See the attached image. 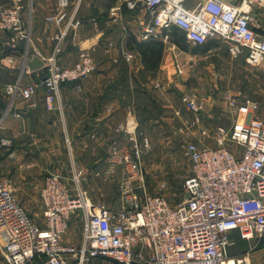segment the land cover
Returning <instances> with one entry per match:
<instances>
[{
    "label": "built area",
    "instance_id": "2783aa9c",
    "mask_svg": "<svg viewBox=\"0 0 264 264\" xmlns=\"http://www.w3.org/2000/svg\"><path fill=\"white\" fill-rule=\"evenodd\" d=\"M124 2L128 10L140 5L149 16L143 41L168 40L167 31L175 28L194 46L209 41L227 43L231 58L242 57L248 65L264 70V20L260 17L264 0ZM68 6L69 0H58L56 14L46 18L62 29L53 38L54 54L43 61L38 82L22 86L18 79L4 86L10 107L17 98L22 102L15 117L38 107L35 97L40 90L44 110L60 112L61 86L84 81L96 71L95 62L84 51L71 67H62L57 61L69 28L80 25L75 13L67 14ZM21 11V0L0 6V32L11 35L9 47L15 46L14 41L29 39ZM123 57L130 60L132 55L126 52ZM23 72L30 73L27 69ZM224 102L232 115L228 126L211 123L212 116L207 115L196 94L181 97L193 119L179 132L196 131L197 135L183 147L190 171L182 183L184 197L175 205L161 196L146 194L136 127L126 130L134 143V156L124 155L119 161L123 165L121 201L114 210L85 199L75 177L69 184L62 175L50 173L39 194V224L28 217L12 190L0 183V238H4L0 239V253L4 264H30L36 259L42 264H84L95 257L113 264H244L242 258H227L225 251L233 230L243 240L262 242L264 248V82L258 102L238 90L225 95ZM116 130L123 132L124 127ZM206 138L214 147L203 141ZM9 145L7 138L0 137V148ZM115 164L110 161L108 170ZM76 211L84 223L79 248L62 243Z\"/></svg>",
    "mask_w": 264,
    "mask_h": 264
},
{
    "label": "rangeland",
    "instance_id": "374dc122",
    "mask_svg": "<svg viewBox=\"0 0 264 264\" xmlns=\"http://www.w3.org/2000/svg\"><path fill=\"white\" fill-rule=\"evenodd\" d=\"M0 6L8 7L7 5ZM143 13L148 20L149 16L147 13L145 11ZM260 15L264 20V12L260 13ZM125 16L129 17L128 15ZM173 30L167 31L168 40L155 39L158 43L150 47L133 46L130 41L125 45V48H122L119 45L121 41L117 38L116 42L118 44L115 47L118 50V54L116 59L104 61L110 68L98 70L99 66L95 63L96 71L89 78L81 81L84 83L83 86L80 84L82 91L79 88V91L75 90V94L69 93L65 102L60 95L61 111L65 115L68 113L71 121L73 120L72 117L80 118L82 116L90 118L91 115L95 114L105 115L107 107H111V110L109 109L110 115H120V117H116V119L118 118L117 122L123 123L122 115H131L128 118L129 120L118 125L124 127L123 132H112L107 137H103L104 141L102 142L109 145V151L104 153L105 158L118 163L116 165L119 167L120 171L118 170L117 172L120 177L121 168L123 167L119 163L121 157L128 155L129 158H132L134 156L132 150L134 143L129 140L126 130L136 127L135 140L140 145L141 150L140 162L145 179V192L148 195L165 198L170 205H175L183 199L182 183L190 171V163L184 156L183 147L192 140V136L190 133L179 132V129H183L181 127H183L184 123L191 121L193 115H172V102L173 105H177L178 93L196 94L199 100L202 99L205 102H207L208 98L220 102L221 100L224 101L225 95L234 94L238 90L244 97L258 102L264 82V70L260 67L248 65L242 57L231 58L227 53V43L209 41V49L206 52H202L200 49L197 50L196 46L187 43L186 40H182L180 35H176L173 38L171 36ZM174 39L178 40L179 44H176ZM10 40L9 38L8 41L5 40L4 42L11 43ZM14 43L16 44L15 41ZM134 43H151V41L141 40L134 41ZM160 44L162 53L158 56L156 52H158ZM129 45L132 48H129ZM151 47L156 51L152 55L147 53ZM126 52L132 55L130 60L124 59L123 53ZM144 52L146 55H143ZM188 65H193V67L189 68ZM178 87H180L181 91ZM183 94L182 96L185 95ZM4 96L5 107L0 110V115H2V118L0 117V131L4 122L2 119L6 115H14L15 117L17 113V111H13L14 105L10 107L8 96L5 94ZM18 103L19 101L16 100L15 105ZM19 107L17 108L18 111L20 110ZM39 108L40 106L38 105L35 110L19 115H34L33 112ZM48 112L56 115L42 116L43 121L44 118L49 116L56 122L57 127H62V123L57 116L60 112L57 110ZM38 115L41 114L39 113ZM230 116L232 115H228L226 108H222L220 115H214V119L226 124V120L230 121L232 119ZM19 117H15V119ZM214 119L211 123H213ZM47 140L46 150L54 149L56 152L43 153L40 148L39 151L29 154V156L31 154H39L37 157L33 155V159L25 161L28 164H34L31 169H33L34 174L32 176L36 181L45 179L48 172H51L53 168L55 169L56 166L53 164H56L58 168L63 165L67 170L66 175L72 178V166L69 162L71 158L70 147L71 150L74 149V157L77 154L78 143L83 142V145L89 147L96 145L94 143L96 138H93L90 134L83 137L69 136L65 146L62 140L64 150L61 151L59 146L57 148L51 146L58 144L53 142L52 137H48ZM203 141L207 144V138ZM21 155L24 154L21 153ZM83 156L85 161L90 159L91 151H85ZM51 161L53 164L49 169L47 166L51 164ZM30 177L24 174L20 176L11 173L7 174L6 172L1 173L0 170V183L5 185L6 181H14L16 179V192L12 193L17 203L25 211L36 213L34 216L35 220L40 224L42 220L38 195L32 193L28 199L20 198L21 196L18 198L17 196V192L20 195H26L28 188L23 183ZM116 186L119 191L120 184L118 183ZM137 192L140 195L138 189ZM74 216L77 217L74 218ZM70 223L73 225L75 233L70 232L69 227L62 242L65 240L66 245V241H68L67 246L75 247L76 243L81 239V230L84 224L80 211H76L71 215ZM1 238H3L2 235ZM1 240H4V238Z\"/></svg>",
    "mask_w": 264,
    "mask_h": 264
},
{
    "label": "crops",
    "instance_id": "0c3cea01",
    "mask_svg": "<svg viewBox=\"0 0 264 264\" xmlns=\"http://www.w3.org/2000/svg\"><path fill=\"white\" fill-rule=\"evenodd\" d=\"M57 2L58 0H21V17L26 31L28 32V41H18L14 47H9L4 41H8L11 35L9 33H0V110L5 107V85L14 84L18 79H20V84L22 86L38 82L39 80L38 75H40V69L28 74L23 72L27 69V65L24 62L25 54L33 53L43 61L53 56L56 45L53 38L60 32L62 27L58 28L55 24L47 22L46 18L56 14ZM12 3L13 0H0V5L9 6L12 5ZM66 11L68 15L75 13V19L80 22L77 28H69L61 44V51L56 56L59 65L67 68L74 65L78 59L79 53L82 51L87 53L99 66L97 68L98 70L110 68L104 61L107 59H116V55L118 54V50L115 47L118 44L116 42L117 38L121 41L119 45L122 48H125V45L130 41H141L144 25L150 22L149 19L147 20L144 17V10L140 5H137L135 10H128L124 0H69V6ZM125 15L129 17L127 18ZM113 47L115 48L111 50ZM188 66L189 68L193 67V65ZM80 84L83 86L84 83H67L62 85L60 89L61 99H63L64 102L67 101L69 93L75 94V90L79 91L81 89ZM178 88L181 91L180 87ZM182 94L183 93L180 94V92L178 93L177 105H173L172 102V115H177V113L180 115H192L181 103ZM42 98L43 90H40L35 97L40 108L33 112L34 115H23L16 119L14 115H4L5 118L2 124V130L0 131V136L10 141L8 147L0 148L1 173L6 172L7 174L11 173L13 175L22 176L24 174L26 176H31L23 183L24 186L28 188L26 195H20V193L17 192L18 198L21 196L20 198L28 199L32 193H35L38 195V201L40 202L39 194L45 183V179L36 181L33 178L32 175L34 173L31 168L34 164H28L25 161L33 159V155L37 157L39 154H31L29 156L30 153L39 151L40 148L43 153L47 152L50 154L51 151L56 152L54 149L46 150L48 137H52L53 142L58 143L51 146L56 148L59 146L61 151L64 150L62 146H65V143L68 142L69 136L83 137L90 134L93 138H96L94 141L96 145L89 147L83 145V142L78 143L77 145H79V147L74 157V149L71 150L70 147L71 158L69 162L73 172L71 177L77 179V184L80 189H82L85 199H88L93 205H104L113 210L118 208L121 195L116 185H118V183L120 184L121 172L119 177V173L117 172L119 167H117L116 164L111 170H108L110 161L108 158H105L104 153L109 151V145L102 141H104L103 137H107L110 133H117L116 128L118 125L129 120L128 118L131 115H122L123 123L117 122L118 118L116 119V117H120V115H110L109 109L111 110V107H107L105 115L95 114L91 115L90 118L82 116L80 118L72 117V122L68 113L65 115L64 112L61 111L59 113L60 115L57 114V116L62 123V127H57L56 122L52 117H49L56 114H50L44 111L41 104ZM16 100L19 101L17 105H15ZM16 100L14 103L15 107L13 108L14 112H18L17 108L19 106V108L22 107L21 100L19 98ZM201 101L204 104L207 115L212 116V120L214 119V115H220L222 108L227 109L226 103L222 100L219 102L208 98L207 102L202 99ZM39 113L41 115H38ZM46 115H49L47 116L49 118L46 117L43 121L42 116ZM0 117L2 118V115H0ZM215 120L216 119L213 121L214 124L223 126L229 125L228 120H226V124ZM196 135V131L191 133L192 141L195 140ZM207 145L214 147L215 144L213 141L207 140ZM85 151H91V157L86 161L83 160L85 159L83 156ZM21 153L24 155H21ZM52 164L51 161V164L47 167L50 169ZM53 165L56 166L55 169L53 168V171H49L48 174L58 173L63 177L65 176L69 184L73 183L71 180L72 178L66 175L67 170L63 165H60L59 168L56 164ZM15 180L3 182L14 193L17 187ZM27 214L31 215V218L37 222L34 217L36 213L27 212ZM75 217L77 216H74V218ZM71 222L73 223L72 220ZM69 227L70 232L75 233V229H73L71 223ZM228 239L229 245L225 251L227 258H242L244 264H264V248L262 242L258 244L256 239H251L249 241L243 240L237 230L231 231L228 235ZM81 241L82 239H79L75 248L80 247ZM62 243L65 245V240ZM67 244L68 241H66V245ZM69 263L74 264L75 262L71 261ZM0 264H4L1 253ZM30 264H42V261L36 259ZM84 264L113 263L109 259L95 257L89 259Z\"/></svg>",
    "mask_w": 264,
    "mask_h": 264
},
{
    "label": "trees",
    "instance_id": "16d2710c",
    "mask_svg": "<svg viewBox=\"0 0 264 264\" xmlns=\"http://www.w3.org/2000/svg\"><path fill=\"white\" fill-rule=\"evenodd\" d=\"M172 29H174L173 30V32H172V37L173 38H175V36L176 35H180L181 36V38H182V40H186L185 39V36H184V34L183 33H181L179 30H177V29H175V28H172ZM153 40V39H152ZM152 40H148V41H151V43H140V44H137V43H134V40L133 41H131L133 44H131V45H133V46H135V45H142V46H144V47H150V46H152V45H155L156 43H158L157 41H152ZM174 41H175V43L176 44H179V41L178 40H176V39H174ZM154 42V43H153ZM212 42H214V41H212ZM210 42H207L206 44H204V45H197L196 46V49L197 50H199L200 49V51H202V52H206L208 49H209V44ZM149 44H151V45H149ZM130 46V45H129ZM141 46V47H142ZM129 48H132V46H130ZM149 49V48H148ZM154 52H156L152 47L149 49V51L147 52L148 54H150V55H152V54H154ZM161 53H162V46H161V44L159 45V49H158V52H156V54L158 55V56H160L161 55ZM143 55H146V53L144 52L143 53Z\"/></svg>",
    "mask_w": 264,
    "mask_h": 264
},
{
    "label": "water",
    "instance_id": "95a60500",
    "mask_svg": "<svg viewBox=\"0 0 264 264\" xmlns=\"http://www.w3.org/2000/svg\"><path fill=\"white\" fill-rule=\"evenodd\" d=\"M226 1L232 2L234 0H226ZM24 62L26 63L27 70L29 72H33V71L41 69L44 64L43 60L33 53H27L25 56ZM28 217H31V215L28 214Z\"/></svg>",
    "mask_w": 264,
    "mask_h": 264
}]
</instances>
